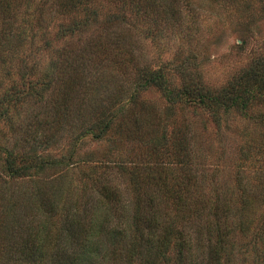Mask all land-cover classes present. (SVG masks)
<instances>
[{
	"label": "trees",
	"instance_id": "trees-1",
	"mask_svg": "<svg viewBox=\"0 0 264 264\" xmlns=\"http://www.w3.org/2000/svg\"><path fill=\"white\" fill-rule=\"evenodd\" d=\"M103 5L119 6L127 13L111 12L101 22V29L112 31L114 54L100 37L83 39L98 24ZM45 9L48 25L42 19ZM175 12L167 0H0V120L12 125L27 101L43 103L49 96L53 120L59 127L62 122L67 125L73 101L80 103L84 76L96 83L105 65L125 61L137 70L131 102L138 92L153 88L170 106L206 110L217 123L230 114H251L263 106L264 56L228 84L211 89L192 71V57L182 59L179 54L157 66L138 67L132 51L117 45L122 43L117 32L121 25L130 30L140 27L144 40L157 41ZM125 14L133 20H126ZM55 28L51 45L45 33ZM36 39L45 41L43 51L49 52L44 65L34 59L41 53L33 47ZM89 84L88 89L94 85ZM121 108L109 116L104 106L95 114L90 130L97 129L94 139L112 129ZM258 119L264 125V115ZM67 163L17 164L4 152V170L11 179L28 173L35 177ZM178 163L177 173L162 164L166 168L153 169L157 175L143 178L133 168L123 186H102L85 200L68 198V182L58 179L45 183L46 191L37 189L25 196L4 194L9 188L1 187L0 264H264V233L256 235L258 241L250 249L245 243L252 221L250 200L261 199L264 186L245 185L238 176L234 207L231 197L191 172L193 162Z\"/></svg>",
	"mask_w": 264,
	"mask_h": 264
},
{
	"label": "rangeland",
	"instance_id": "rangeland-1",
	"mask_svg": "<svg viewBox=\"0 0 264 264\" xmlns=\"http://www.w3.org/2000/svg\"><path fill=\"white\" fill-rule=\"evenodd\" d=\"M167 1L176 12L168 16L171 25L157 41L152 42L151 37L144 40L140 27L130 30L127 25H121L117 28L118 40L122 42L117 45L132 51L138 67L157 66L179 54L182 59L192 57L194 74L209 88L218 89L264 56V0ZM111 12L126 13L119 6H104L98 13V24L92 26L90 35L83 39L100 37L114 54L117 50L111 40L112 31L101 29V22ZM43 14L42 19L48 25V10ZM126 14L124 18L132 21ZM55 30L47 36L45 33L48 44L53 45L51 38ZM44 42L36 39L33 43V47L41 51L34 59L42 65L48 61L49 54L43 51ZM105 66L104 75L96 79V83L90 75L84 76L85 83L80 90L82 101H73L67 125L62 122L59 127L57 119L53 120L49 96L43 103L27 101L12 125L0 120V188H9L4 194L25 196L24 193L37 189L46 191L44 184L58 179L68 182V198L85 200L102 186H123L133 168L140 177H151L153 173L157 175L154 167L166 168L162 164L177 173L178 162H193L191 172L231 197L234 207L238 206L235 203L238 176L245 185L263 188L264 125L258 115H264V105L255 107L251 114H230L217 123L206 110L180 104L170 106L153 88L138 92L131 102L129 96L134 91L137 70L127 61L123 65ZM89 82L94 84L90 89ZM104 106L109 116L122 108L112 129L94 139L97 129L90 131L95 124L94 116ZM89 108L94 110L87 112ZM78 112L81 116H77ZM4 152L17 164L43 160L69 163L65 168L61 165L47 168L35 177L28 173L11 179L4 170ZM252 192L258 193V190L252 189ZM261 194L264 197L263 190ZM263 197L250 200L252 221L249 242H245L248 249L258 241L256 235L264 233Z\"/></svg>",
	"mask_w": 264,
	"mask_h": 264
}]
</instances>
